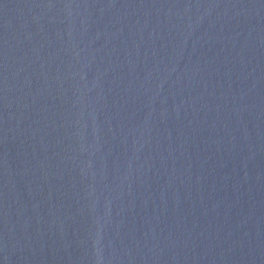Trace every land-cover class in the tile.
Wrapping results in <instances>:
<instances>
[{
    "label": "water",
    "instance_id": "95a60500",
    "mask_svg": "<svg viewBox=\"0 0 264 264\" xmlns=\"http://www.w3.org/2000/svg\"><path fill=\"white\" fill-rule=\"evenodd\" d=\"M0 264H264V0H0Z\"/></svg>",
    "mask_w": 264,
    "mask_h": 264
}]
</instances>
